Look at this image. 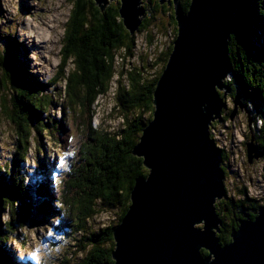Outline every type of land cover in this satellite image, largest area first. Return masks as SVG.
<instances>
[{
  "label": "trees",
  "instance_id": "obj_1",
  "mask_svg": "<svg viewBox=\"0 0 264 264\" xmlns=\"http://www.w3.org/2000/svg\"><path fill=\"white\" fill-rule=\"evenodd\" d=\"M70 1L72 11L65 31L66 41L58 76L43 84L26 70L16 67L19 45L11 33L4 41V49L0 53V66L4 69L0 89L4 86L9 90L13 106L9 108L3 98L2 112L13 125L18 124L15 125L16 155L8 165L0 166V211L4 209L3 206L9 209L8 206L16 202V213L12 212V220L5 222L3 227L0 223V264H21L6 246L12 240V233L23 228L29 211L34 208L32 204L38 208V224H42L44 219L57 216L58 227L54 226L53 239L61 237L60 235H71L72 238L73 234H82L85 245L79 247L88 246L89 250L80 264L112 263V230L130 205L129 195L135 179L145 178L148 174L142 159L133 156L131 151L138 143L143 128L151 120L152 92L171 45L158 58L161 67L154 77H151L145 66H134L128 72L119 73L114 101L123 117V126L113 133L99 130L92 124V108L97 98L105 96L110 88L116 72L117 53L123 51L124 56L132 55L135 35L130 36L123 28L117 2H110L100 11L93 0ZM189 3L190 0H179L183 12L187 11ZM234 4L235 16L231 21L233 31L228 41L231 73L225 84L232 91L229 98L239 93L245 107L252 109L253 121L260 119V128L253 129L252 123V131L256 145L264 153V0H234ZM162 15H169L172 20L174 40L176 25L171 10L164 7ZM154 20V13L151 12V16L142 21L137 32L141 33L152 27ZM150 42L151 39L148 43ZM69 60L72 61L73 69L66 75L64 66ZM123 75L126 76L127 85H122ZM60 78L65 81L64 88L60 91L65 99L64 105L54 103V94H45L43 91L49 85L56 84ZM50 107L53 110L59 108L64 116L66 112L69 116L72 114V123L76 126L74 130H80L81 134L84 131V138L78 141L77 148L72 149L73 128L63 126L61 121L64 119L60 121L48 118L44 121L42 115L48 114ZM230 112L223 111L220 121L212 123L210 136L211 130L228 119ZM242 116L246 118L243 113ZM33 130L39 139L44 135L54 146L61 147L65 153H71L67 169L60 171L59 184L55 188L50 178L46 182L41 178L38 183L31 185L25 184V177L21 175L28 147L33 143ZM62 135H65L64 141L60 139ZM221 153L226 176L227 169L223 163L225 152L221 150ZM43 155L41 158L36 157L38 164H43ZM46 172L47 170L43 173V178L47 175ZM32 189H35L33 196L30 191ZM236 191L240 199L226 198L225 201L223 199L216 203V212L221 220L217 237L222 244L230 242V233L237 228L242 218L240 207L253 219L255 216L252 212L264 205V198H251L245 188ZM32 197L35 201H32ZM224 208L230 212V225L220 215ZM114 210L117 212L114 224L100 228L97 232L89 230L93 218L102 212ZM201 253L207 255L204 251Z\"/></svg>",
  "mask_w": 264,
  "mask_h": 264
},
{
  "label": "water",
  "instance_id": "obj_2",
  "mask_svg": "<svg viewBox=\"0 0 264 264\" xmlns=\"http://www.w3.org/2000/svg\"><path fill=\"white\" fill-rule=\"evenodd\" d=\"M93 1L100 11L118 1L130 36L147 14L142 0ZM164 2L172 8L176 34L152 92L151 120L131 151L148 174L134 181L130 205L112 230V263L104 264H264V205L252 212L253 219L240 207L230 242L217 237L215 204L225 199V171L209 130L232 93L225 81L231 73L234 0H190L186 12L179 0L158 1ZM232 105L230 119L238 112L247 118L250 139L244 146L251 164L262 156L253 119L239 93Z\"/></svg>",
  "mask_w": 264,
  "mask_h": 264
},
{
  "label": "rangeland",
  "instance_id": "obj_3",
  "mask_svg": "<svg viewBox=\"0 0 264 264\" xmlns=\"http://www.w3.org/2000/svg\"><path fill=\"white\" fill-rule=\"evenodd\" d=\"M158 1L156 0V4H159ZM53 4L56 5V2L54 1L53 3V0H0V53L4 49V41L8 34L11 33L19 45L18 53H16L19 59L16 67L26 70L43 84L58 76L61 54L66 41L65 31L70 17L69 15L72 11V2L70 0H62V8H60L62 19L58 21L59 23H56V26H58V34H55L54 31L49 29L51 23L46 21L50 15L51 8L54 7ZM142 4L146 10V8L155 5V0H142ZM170 9L173 18L172 8ZM147 16L148 12L145 18ZM154 17L155 20L152 23V27H149L141 33L137 31L134 33L135 40L131 56H124L123 51L117 53L115 58L116 72L112 78L110 88L105 96L97 98L92 108L94 111L92 120L93 127L113 133L123 126V117L120 116L119 107L114 101L117 81L119 80L118 75L121 71L128 72L134 66H145L148 67L147 70L151 74V77H154L159 71L161 63L158 61V58L162 57L165 50L171 45L174 26L171 25L172 20L169 15L160 16L156 14ZM49 20H51L50 17ZM26 25L38 28L39 31L37 33L44 32L46 37L39 38L38 35H32L29 38H25ZM149 39H151L150 43H148ZM64 67L65 74L68 75L73 69L72 61L69 60ZM3 76L4 69L0 66V82H2ZM229 77L227 76L226 79H229ZM121 82L122 85H127L125 75L121 78ZM64 85L65 81L60 78L56 84L49 85L43 91L45 94L53 93L55 96L54 103L58 102V104L62 103L64 105L65 99L60 95V91L63 90ZM11 96L9 90L2 86L0 89V166L8 165L9 161L13 159L17 152L15 125L17 126L18 124L15 123L13 125L11 120L2 112L3 98L9 108L13 107ZM232 102L233 98L228 97L226 99V106L228 108L225 111L226 113L233 108ZM58 109L56 107L53 110V107H50L48 114L42 115V117L44 121L48 118L60 121L64 119L61 121L63 126L73 128L71 137L74 139L72 142L74 147L72 149L77 148L78 141H82V138H84V131L81 134L80 130L77 131L76 128L74 130L75 125L72 123V114L69 116L66 112L64 116ZM247 110L252 118V109L247 108ZM245 120L246 118L244 119L242 114H237L233 119L228 117L225 121L218 123L216 128L211 130L212 140H216L215 146L220 151L225 152L223 163L229 174L224 180L226 191L225 199H240L241 197L238 196L236 190L241 188H245L248 195L253 199L260 200L264 198V155L259 160H253L251 164L247 162L244 143L250 137L249 133H247L248 127H246L248 124ZM19 122L21 123V120ZM253 124V129L260 128L258 118L255 119V122L253 121ZM52 129L54 131V128ZM33 131V143L28 147V155L23 163V169L20 170L21 175L25 177V184L31 185L38 183L41 178L45 182L49 177L51 179L52 177L49 174L53 170L51 166L55 168L53 163L61 169L69 161L71 156H65V151L61 147L54 146L48 137L42 135L39 139L35 134V130ZM60 139L64 141L65 135H62ZM41 155L44 156V161L43 164H38L36 157H40ZM46 170L48 176L45 174V178H43V173ZM30 191L32 192L31 196H33L35 189ZM31 199L35 201L33 197ZM32 205L34 208L32 212H29L30 217L26 218L27 221L21 230H18L17 233H12V240L7 244L6 249L20 259L21 262L25 261L24 264H27V259L33 260L32 264H80L89 250L88 246L80 248L81 245H85L82 234H73L72 238L71 235H60L61 237L58 236L53 239L52 233L54 226L58 227L57 216L49 217L47 220L44 219L42 224H38V208L35 207V204ZM3 207L4 209L0 211L1 227H3L5 222L10 221V219L12 220L14 215L12 212L16 213V202L12 206L10 204L8 206L9 209H6L5 206ZM116 214L117 212L115 210L98 214L91 221L89 230L97 232L100 228L114 224L117 220ZM56 240H58L57 244H55Z\"/></svg>",
  "mask_w": 264,
  "mask_h": 264
},
{
  "label": "bare ground",
  "instance_id": "obj_4",
  "mask_svg": "<svg viewBox=\"0 0 264 264\" xmlns=\"http://www.w3.org/2000/svg\"><path fill=\"white\" fill-rule=\"evenodd\" d=\"M54 1L56 2V5L53 4L54 7L51 8L50 12H49V16L47 17L46 21L48 23H51V26H50V30L51 31H54L55 34H58L57 33V30H58V26H56V23H59L58 21L60 19H62V12L60 11V8H62V0H53V3ZM52 5V4H51ZM24 9V8H23ZM49 17L51 18V20H49ZM39 31L38 28L36 27H33V26H25V33L24 35L26 36L25 38H29L30 36L32 35H38L39 38H44L46 37V34L44 32H41V33H37ZM255 121V120H254ZM247 127V126H246ZM264 155V153L262 152V156ZM261 156V158H262ZM225 184V183H224ZM225 187V185H224ZM224 194H225V191H224ZM12 208V207H11ZM215 208H216V204H215Z\"/></svg>",
  "mask_w": 264,
  "mask_h": 264
},
{
  "label": "flooded vegetation",
  "instance_id": "obj_5",
  "mask_svg": "<svg viewBox=\"0 0 264 264\" xmlns=\"http://www.w3.org/2000/svg\"><path fill=\"white\" fill-rule=\"evenodd\" d=\"M114 2H117V1H114ZM164 7H168V8L170 7L171 8V6H167L166 3L161 4V5L156 4V0H155V5L153 7L146 8V10L148 12V16H151V12L154 13V16H156V14L163 16L162 11H164ZM227 110H228V108L226 109V111ZM238 113H242V112H238ZM227 173H226V176H227ZM226 176H225V178H226ZM220 215L224 219L225 223L230 225V220H229L230 212H229V210L227 208H224L223 212H221Z\"/></svg>",
  "mask_w": 264,
  "mask_h": 264
},
{
  "label": "clouds",
  "instance_id": "obj_6",
  "mask_svg": "<svg viewBox=\"0 0 264 264\" xmlns=\"http://www.w3.org/2000/svg\"><path fill=\"white\" fill-rule=\"evenodd\" d=\"M117 3H118V1H117ZM172 42H173V40H172ZM171 42V43H172ZM202 111H203V107H202ZM248 111V110H247ZM223 117V116H222ZM246 120H247V118H246ZM247 122V121H246ZM211 137V136H210ZM212 139V138H211ZM215 142V141H214ZM214 258V257H213ZM208 264H210V262L208 261Z\"/></svg>",
  "mask_w": 264,
  "mask_h": 264
},
{
  "label": "snow or ice",
  "instance_id": "obj_7",
  "mask_svg": "<svg viewBox=\"0 0 264 264\" xmlns=\"http://www.w3.org/2000/svg\"><path fill=\"white\" fill-rule=\"evenodd\" d=\"M69 142H71V141H69ZM69 155H71V153H65V156H69ZM62 159H63V157H62Z\"/></svg>",
  "mask_w": 264,
  "mask_h": 264
},
{
  "label": "built area",
  "instance_id": "obj_8",
  "mask_svg": "<svg viewBox=\"0 0 264 264\" xmlns=\"http://www.w3.org/2000/svg\"><path fill=\"white\" fill-rule=\"evenodd\" d=\"M258 123H259V125H261V123H260V119H258ZM212 138V137H211ZM215 142H216V140H215Z\"/></svg>",
  "mask_w": 264,
  "mask_h": 264
}]
</instances>
